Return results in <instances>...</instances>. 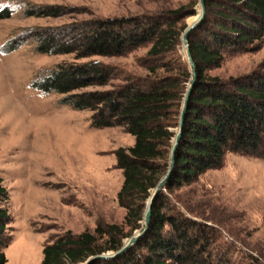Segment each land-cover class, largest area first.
<instances>
[{"label": "trees", "instance_id": "16d2710c", "mask_svg": "<svg viewBox=\"0 0 264 264\" xmlns=\"http://www.w3.org/2000/svg\"><path fill=\"white\" fill-rule=\"evenodd\" d=\"M205 1L206 18L189 35L197 75L175 170L166 186L169 191L193 183L208 170L222 168L230 153L264 158V61L247 74L223 78L209 73L222 65L228 52L254 51L264 42V0ZM73 10L48 5L27 15L56 17ZM193 13L182 6L31 33L37 52L74 55V60L38 73L33 87L57 91L64 94V103L91 110L96 127L123 126L135 137L134 145L115 151L117 166L124 173L118 202L127 211L125 221L133 224L131 230L117 223H99L95 232L77 235L67 230L44 246L42 264H82L93 255L120 249L123 239L141 227L146 201L170 166L171 140L176 135L171 127L179 126L186 91L183 82L193 76L188 68L181 71L176 58L187 27L179 22ZM11 15L10 8L0 9V19ZM23 41L18 38L10 47L8 42L3 52L17 49ZM146 45H150L143 64L146 75L128 73L99 59L82 60L122 56ZM160 168L164 174L156 176ZM9 199L0 176V264L7 262L5 250L12 240ZM168 200L162 190L153 205L150 229L137 244L120 256L93 264H228L212 250L215 229L172 213Z\"/></svg>", "mask_w": 264, "mask_h": 264}, {"label": "rangeland", "instance_id": "374dc122", "mask_svg": "<svg viewBox=\"0 0 264 264\" xmlns=\"http://www.w3.org/2000/svg\"><path fill=\"white\" fill-rule=\"evenodd\" d=\"M48 5L74 10L56 17L27 15L31 9ZM182 6L194 13L179 24L196 22L201 9L200 1L194 0H0V9L12 10L10 17L0 19V176L9 192L6 206L12 216L6 264H42L44 246L67 230L76 235L95 232L99 223H117L125 231L133 227L126 223L127 211L118 202L124 173L117 166L115 151L134 145L135 137L123 126L96 127L91 110L64 103V94L57 91L33 87L38 73L72 61L74 55L37 52L31 33L38 28ZM18 38L23 43L4 53L6 44L10 42V47ZM149 47L122 56L82 60L99 59L128 73L146 75L143 64ZM176 58L181 71H192L183 41ZM263 61L264 42L254 51L228 52L222 65L209 73L223 78L247 74ZM192 78L183 82L184 94ZM177 127L171 130L176 132ZM171 150L172 146L170 158ZM159 172L156 176L164 174L161 168ZM164 193L172 213L215 229L212 250L228 264H264V158L230 153L222 168L206 171L191 184L166 188ZM139 223L133 234L143 227L144 217Z\"/></svg>", "mask_w": 264, "mask_h": 264}, {"label": "water", "instance_id": "95a60500", "mask_svg": "<svg viewBox=\"0 0 264 264\" xmlns=\"http://www.w3.org/2000/svg\"><path fill=\"white\" fill-rule=\"evenodd\" d=\"M200 1V7H202V13L198 21H196L193 24H189L187 28L184 30L182 34V41L184 48L187 53V57L189 60L190 65L192 66V73H193V78L192 82L190 83L189 88L187 89V92L185 94L183 104H182V110L180 114V120H179V126L176 129V135L173 139V145H172V150H171V160H170V166L169 169L166 173V175L159 181L157 186L153 189L151 196L148 199L147 205H146V211L144 214V225L141 229L137 230L131 237L123 240V245L120 249L114 251V250H109L100 254L93 255L87 259L86 262L83 264H93L96 260L98 259H111L115 258L117 256H120L127 252L130 248H132L137 242L149 231L150 225H151V220H152V213H153V205L154 202L158 196V194L166 189V186L171 179L173 172L175 170L176 166V156H177V151L183 136V130L185 126V120H186V113L189 108V102H190V97L196 82V63L193 58V54L191 51V46L189 42V35L191 32L197 28L206 18V1L205 0H199Z\"/></svg>", "mask_w": 264, "mask_h": 264}, {"label": "bare ground", "instance_id": "6f19581e", "mask_svg": "<svg viewBox=\"0 0 264 264\" xmlns=\"http://www.w3.org/2000/svg\"><path fill=\"white\" fill-rule=\"evenodd\" d=\"M200 9H201V13H202V7H200ZM201 13H200V15H199V18H200V16H201ZM199 18H198V19H199ZM197 21H198V20H197ZM194 23H195V22H194Z\"/></svg>", "mask_w": 264, "mask_h": 264}]
</instances>
